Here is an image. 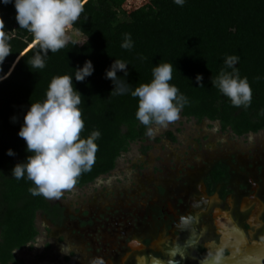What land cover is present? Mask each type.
<instances>
[{"label": "trees", "instance_id": "obj_1", "mask_svg": "<svg viewBox=\"0 0 264 264\" xmlns=\"http://www.w3.org/2000/svg\"><path fill=\"white\" fill-rule=\"evenodd\" d=\"M0 18L5 23L10 54L0 65V264H21L16 250L25 248L39 234V212L53 222L65 219V209L42 196H33V183L17 180L11 170L30 153L18 132L31 103L43 102L52 78L69 75L82 95L78 106L84 129L81 138L98 130V151L90 171L75 186L83 187L117 165L132 142L145 139L147 129L135 116L138 98L131 91L150 83L159 63L173 66L170 84L188 103L180 113L198 122L219 121L221 129L242 136L264 129V0H87L72 28L86 38H71L63 49L44 56L45 67L33 68L29 61L40 51L31 33L19 28L14 0H0ZM130 34L132 48L121 47ZM43 55V53H41ZM239 57L234 68L246 77L252 89L248 107L236 108L212 85L228 56ZM115 60L127 64V76L118 71V81L129 86L123 95H111L114 85L106 70ZM86 61L92 75L75 80V71ZM202 75L204 87L196 76ZM167 135L175 139L173 132ZM11 149L15 155L9 156Z\"/></svg>", "mask_w": 264, "mask_h": 264}, {"label": "flooded vegetation", "instance_id": "obj_2", "mask_svg": "<svg viewBox=\"0 0 264 264\" xmlns=\"http://www.w3.org/2000/svg\"><path fill=\"white\" fill-rule=\"evenodd\" d=\"M202 149L210 147L197 144L182 160L169 150L174 168L166 163L158 174L130 177L121 169L103 181L116 196L103 189L89 207L107 199L115 216L103 220L105 234L95 226L102 216L77 217L79 230L95 227L85 232L87 249L74 246L75 238L61 245L57 235L59 252L65 251L57 264H264V144L251 156L234 146L214 147L215 155L204 160ZM67 219L65 211L62 223L48 221L60 232Z\"/></svg>", "mask_w": 264, "mask_h": 264}, {"label": "clouds", "instance_id": "obj_3", "mask_svg": "<svg viewBox=\"0 0 264 264\" xmlns=\"http://www.w3.org/2000/svg\"><path fill=\"white\" fill-rule=\"evenodd\" d=\"M7 5L13 0H2ZM87 0H14L16 21L19 28L27 30L39 45L40 51L29 61L33 68L45 67L44 56L56 53L69 43L68 30L74 25L84 11ZM183 6L184 0H174ZM5 32V23L0 18V65L12 54ZM130 34H125L121 47L132 48ZM43 53V55H41ZM239 57L228 56L225 65L233 68L232 72L221 71L211 79L212 85L226 96L236 108L248 107L252 101V89L246 77L241 78L234 68ZM118 71L127 76V64L115 60L106 70V78L113 82L111 95H123L129 86L118 81ZM173 66L159 63L152 70L150 83L140 84L131 91V96L138 98L136 119L145 126L147 133L165 128L175 122L182 108L188 103L179 89L170 84ZM93 65L86 61L82 68L75 71V80L82 82L92 75ZM202 75L196 76L200 87ZM82 95L73 86V77L69 75L52 78L43 102L31 103L23 117V125L18 135L22 138L30 155L25 162L17 163L11 175L20 180L25 176L34 187L29 189L33 196L46 199H59L66 190H72L77 179L91 170L95 163L98 145L95 142L100 132L94 130L85 139L81 133L85 127L82 111L78 107ZM155 126V129L154 127ZM9 156L15 153L9 149Z\"/></svg>", "mask_w": 264, "mask_h": 264}, {"label": "rangeland", "instance_id": "obj_4", "mask_svg": "<svg viewBox=\"0 0 264 264\" xmlns=\"http://www.w3.org/2000/svg\"><path fill=\"white\" fill-rule=\"evenodd\" d=\"M67 35L70 39L74 38L79 43H82L86 38L72 27L68 30ZM153 127L155 129V126ZM168 131L173 132L176 138L171 139L167 135ZM259 142L264 144V129L257 133L237 136L231 130L222 131L219 121L204 119L202 122H198L195 118H188L180 113L179 118L175 122L168 124L167 127L154 130L153 134H147L145 139L132 142L129 150L122 153L118 158L117 167L111 173L109 172L108 175H101L94 182L83 187L75 186L72 190H66L59 199H49L51 202H58L64 207L68 215L65 226L60 232H55L56 229L50 224L49 219H46L39 212L36 218V225L39 230L38 236L25 248L16 250V257L21 260V264H57L62 262V254L65 251L59 252L60 238L58 236L64 238L62 244L60 243L61 245L66 244L70 238H75L72 239L74 246L86 250L85 232L87 234L91 233V230H94L95 227L89 229L86 226L81 227L82 230H79L76 227L77 225L79 227L80 223L77 224L76 218L102 216L101 222L96 223L95 226H97L99 232L105 234L101 229L105 223L103 220H108L110 215L115 216L113 212L115 208L108 204L109 201L107 199L100 201V203L99 198L101 197L96 199L98 202H96L94 207L90 208L89 206L91 205V198L98 197L103 189H105L107 196L109 194L113 197L116 196L114 188L112 189L111 186H108L106 189L102 185L103 181L115 178L117 172L121 169L127 170L126 173L130 177L138 175L137 173H147L149 171L158 174L166 163L168 167L171 164L170 167L174 168L173 165L175 164L166 159V154L169 150L176 152L177 156L181 157L182 160V158L190 155V152L195 149L197 144L210 147L209 151L202 149V152L198 154L201 156V160L208 156H214V147L219 152L225 145L234 146L239 154L251 156L254 153L253 149H256ZM148 145L150 147H147ZM162 155L164 158L161 157ZM144 163L143 169H140V165ZM154 168L158 171L154 170ZM127 184H130V181L127 180ZM89 210L91 212L88 214ZM57 255L60 256L59 259L54 260Z\"/></svg>", "mask_w": 264, "mask_h": 264}]
</instances>
